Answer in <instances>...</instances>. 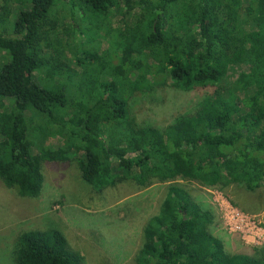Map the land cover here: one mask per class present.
<instances>
[{"label":"trees","instance_id":"trees-1","mask_svg":"<svg viewBox=\"0 0 264 264\" xmlns=\"http://www.w3.org/2000/svg\"><path fill=\"white\" fill-rule=\"evenodd\" d=\"M56 1L0 0L3 185L37 198L44 162L76 166L99 194L167 184L132 264H264V243L229 252L212 209L180 183L241 189L255 207L230 204L264 213V0H124L123 14L119 0H63L71 21L81 10L119 17L114 40L130 39L119 55L86 48ZM165 87L208 92L164 126L138 119L133 102ZM15 262L86 264L48 229L20 233Z\"/></svg>","mask_w":264,"mask_h":264},{"label":"rangeland","instance_id":"rangeland-1","mask_svg":"<svg viewBox=\"0 0 264 264\" xmlns=\"http://www.w3.org/2000/svg\"><path fill=\"white\" fill-rule=\"evenodd\" d=\"M135 2L133 0L132 6ZM20 4L21 1L11 6L13 14L9 23L12 26ZM118 4L120 13L126 12L124 0H119ZM54 9L70 24L69 8L63 0L56 1ZM79 13L74 14L71 24H75L77 33L83 36L86 48L96 49L99 55L102 52L111 55L127 53L130 39L125 38L119 44L114 40L119 17L107 13L93 14L87 10ZM54 16L52 13L49 18ZM130 20L133 17L124 21L129 23ZM52 21L56 23L54 19ZM79 50L80 46H75L77 54ZM106 65H110L108 61ZM75 74L71 70L67 76ZM40 77L42 80V74L34 73V82ZM207 92H184L165 87L135 100L132 110L138 119L164 126L181 114L195 111ZM41 172L43 184L37 198L20 197L15 189L5 187L0 181V264H16L17 237L32 229L60 231L70 248L84 257L86 264H132L141 241L142 227L156 213L167 184H154L138 193L125 183L99 194L82 181L76 166L44 162ZM180 183L186 185L199 202L212 209L215 217L213 233L223 239L229 252H240L264 243V213L247 215L230 204L231 200L238 206L255 207L249 193L244 195L237 188L219 191L194 183ZM257 234L262 236L261 239L253 240Z\"/></svg>","mask_w":264,"mask_h":264},{"label":"built area","instance_id":"built-area-1","mask_svg":"<svg viewBox=\"0 0 264 264\" xmlns=\"http://www.w3.org/2000/svg\"><path fill=\"white\" fill-rule=\"evenodd\" d=\"M261 237H262L261 235L257 234L256 236L253 237V240H255V239L259 240V239H261ZM243 238H245V237H243Z\"/></svg>","mask_w":264,"mask_h":264},{"label":"crops","instance_id":"crops-1","mask_svg":"<svg viewBox=\"0 0 264 264\" xmlns=\"http://www.w3.org/2000/svg\"><path fill=\"white\" fill-rule=\"evenodd\" d=\"M149 188H150V187H149ZM149 188H148V189H149ZM145 190H147V189H145ZM141 192H142V191H141ZM138 193H140V192H138Z\"/></svg>","mask_w":264,"mask_h":264}]
</instances>
